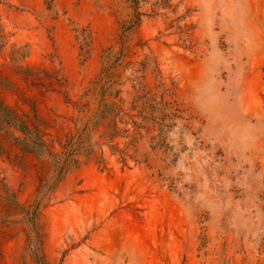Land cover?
<instances>
[{
  "label": "rangeland",
  "instance_id": "1",
  "mask_svg": "<svg viewBox=\"0 0 264 264\" xmlns=\"http://www.w3.org/2000/svg\"><path fill=\"white\" fill-rule=\"evenodd\" d=\"M0 264H264V0H0Z\"/></svg>",
  "mask_w": 264,
  "mask_h": 264
}]
</instances>
